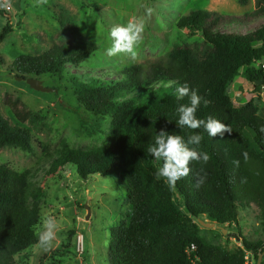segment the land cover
<instances>
[{"label":"trees","instance_id":"1","mask_svg":"<svg viewBox=\"0 0 264 264\" xmlns=\"http://www.w3.org/2000/svg\"><path fill=\"white\" fill-rule=\"evenodd\" d=\"M0 16L7 20L0 31L1 44L12 28L9 16L3 11ZM250 19L262 22L250 30L232 28L233 23L246 28ZM177 27L200 39L202 48L177 46L148 69L133 65L101 75L91 68L83 70L82 63L97 48L77 40L39 56H19L12 63L16 77L67 81L80 126L85 125L84 117L110 120L101 147H65L56 158L50 157L48 173L72 166L83 180L122 178L132 213L127 226L110 233L108 264H244L240 248L229 251L202 236L196 223L202 219L217 227L221 236L223 230L227 236L230 230L237 232L243 249L263 253L264 243H251L241 236L238 215L240 210L255 208L264 228V107L254 105L253 100L234 103L230 89L243 78L257 94L258 82H264L259 66L264 61V0L255 1L254 12L243 22L193 11ZM184 84L202 97L197 117L217 119L228 126L229 133L213 138L202 127H178L177 108L188 103V98L177 101L174 93ZM161 130L185 140L201 134L200 144L189 147L209 157L206 163L191 161L189 174L174 187L155 178L158 162L147 154ZM4 148L31 152V136L0 114V150ZM42 197L30 172L18 173L0 165V264H17L15 256L38 243Z\"/></svg>","mask_w":264,"mask_h":264},{"label":"rangeland","instance_id":"2","mask_svg":"<svg viewBox=\"0 0 264 264\" xmlns=\"http://www.w3.org/2000/svg\"><path fill=\"white\" fill-rule=\"evenodd\" d=\"M256 0H0V11L9 16L12 32L0 44V114L11 126L28 130L31 152L15 148L0 150V165L22 173H31L32 182L43 191L40 222L36 227L38 243L15 256L17 264H108L107 253L112 229L127 226L132 213L131 202L124 191L122 178L78 177L72 166L48 175L51 158L67 147L89 150L101 147L109 134V119L84 117V127L76 116V101L71 86L58 78L31 77L41 81L48 93L36 92L24 81H17L12 68L23 55L39 56L53 47L80 43L97 48L82 63L98 75L117 68L151 64L164 60L175 47L186 45L198 50L202 42L177 27L179 20L193 11H208L222 20L249 19ZM145 20V32L135 60L126 53L115 57L106 54L108 32L113 26L130 20ZM241 28L250 30L262 21L248 20ZM7 20L0 16V31ZM75 30L71 33L70 30ZM70 70V69H69ZM263 84V83H262ZM261 84V85H262ZM234 103L253 100L264 107V97L251 92L249 84L238 78L230 89ZM18 116L24 117V120ZM55 223L54 239L45 250L39 245L46 231L44 221ZM241 236L251 243H264V228L255 208L239 211ZM201 234L233 251L241 241L220 235L219 229L202 219ZM213 226V227H212ZM230 230V234H236Z\"/></svg>","mask_w":264,"mask_h":264},{"label":"clouds","instance_id":"3","mask_svg":"<svg viewBox=\"0 0 264 264\" xmlns=\"http://www.w3.org/2000/svg\"><path fill=\"white\" fill-rule=\"evenodd\" d=\"M145 27V20L142 18L113 26L108 32L107 56L115 57L121 53H126L135 60L137 57L136 49L143 39ZM174 94L177 101H183L185 97L188 98V103L180 104L177 108L178 119L176 124L179 128L195 130L202 127L213 138L218 134L222 138L225 133L230 132L228 126L217 119L209 117L205 121L197 117L202 97L194 89H190L187 84L176 87ZM204 103L206 104L207 101ZM202 139L203 137L199 133L188 136L187 140L180 135L170 134L164 130L156 134L154 143L147 149V154L158 162L155 178L157 180L163 179L169 187H174L178 180L189 174L188 165L191 161L206 163L209 159L206 153H198L195 148L189 147V145H199ZM44 228L46 231L40 235L39 245L47 250L54 239L55 223L52 218L45 219Z\"/></svg>","mask_w":264,"mask_h":264},{"label":"water","instance_id":"4","mask_svg":"<svg viewBox=\"0 0 264 264\" xmlns=\"http://www.w3.org/2000/svg\"><path fill=\"white\" fill-rule=\"evenodd\" d=\"M15 79L17 81H24L31 89H33L36 92H41V93H48L51 90H49L48 88H44L42 86L41 81H39L38 79H33V78H21V77H15ZM262 81L258 82V85H261ZM201 224H203L202 222H199ZM213 227V226H212ZM222 233L224 235L227 234V232L225 230L222 231ZM231 237H233L235 240L240 241V239L237 237L236 234H229ZM262 260V255L259 254L257 257V264H260Z\"/></svg>","mask_w":264,"mask_h":264},{"label":"built area","instance_id":"5","mask_svg":"<svg viewBox=\"0 0 264 264\" xmlns=\"http://www.w3.org/2000/svg\"><path fill=\"white\" fill-rule=\"evenodd\" d=\"M2 8V6L0 7ZM260 68L262 70H264V61L262 63L259 64ZM262 85H260V90L259 92L256 94V96H260V97H264V82L262 81ZM240 249L243 252V261L244 264H257V257L259 255V253L261 251H259L258 255L254 252V251H250V250H245L242 248V246L240 247ZM191 251H194V247H191ZM262 257L264 256V247H263V253L261 254Z\"/></svg>","mask_w":264,"mask_h":264}]
</instances>
